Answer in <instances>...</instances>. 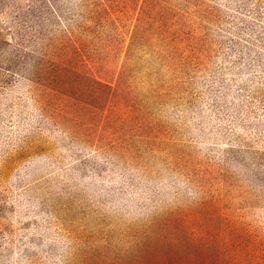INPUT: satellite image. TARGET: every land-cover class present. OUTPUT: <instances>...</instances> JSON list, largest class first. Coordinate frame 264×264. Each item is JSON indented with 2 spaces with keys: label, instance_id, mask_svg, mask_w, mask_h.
Returning a JSON list of instances; mask_svg holds the SVG:
<instances>
[{
  "label": "rangeland",
  "instance_id": "rangeland-1",
  "mask_svg": "<svg viewBox=\"0 0 264 264\" xmlns=\"http://www.w3.org/2000/svg\"><path fill=\"white\" fill-rule=\"evenodd\" d=\"M0 264H264V0H0Z\"/></svg>",
  "mask_w": 264,
  "mask_h": 264
}]
</instances>
